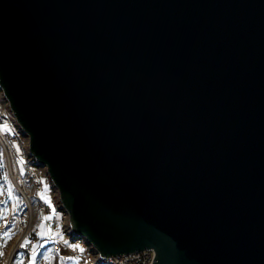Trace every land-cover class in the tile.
<instances>
[{
	"label": "water",
	"instance_id": "95a60500",
	"mask_svg": "<svg viewBox=\"0 0 264 264\" xmlns=\"http://www.w3.org/2000/svg\"><path fill=\"white\" fill-rule=\"evenodd\" d=\"M0 93L99 255L264 264V0H0Z\"/></svg>",
	"mask_w": 264,
	"mask_h": 264
},
{
	"label": "built area",
	"instance_id": "2783aa9c",
	"mask_svg": "<svg viewBox=\"0 0 264 264\" xmlns=\"http://www.w3.org/2000/svg\"><path fill=\"white\" fill-rule=\"evenodd\" d=\"M0 148L3 155V165L8 178L22 197L25 204V214L21 217L14 216L15 236L11 253L3 259L2 264H28L31 256L36 255L39 250L48 247L51 253L43 252L37 256L36 264H73L72 259L77 257L76 264H151L153 261V250L142 249L136 252L121 254L117 256H101L95 249L83 239H76L69 228L67 214L61 207L58 200L57 190L52 186L45 168L37 163L28 149L27 138L23 134L5 100L0 102ZM50 190L53 198L51 205L47 204L43 191ZM37 208V209H35ZM56 212L59 213L58 219ZM38 214L39 220L43 223L45 234L33 247V240L30 235L33 231L31 226L34 215ZM48 217V219H44ZM69 240H78L83 246L81 256L67 244H63L52 232L53 229ZM2 228H0L1 232ZM27 243L24 247L22 244ZM1 241V236H0ZM45 246V247H44ZM10 255V256H9ZM87 256V261L82 257ZM68 258H71L70 260Z\"/></svg>",
	"mask_w": 264,
	"mask_h": 264
},
{
	"label": "rangeland",
	"instance_id": "374dc122",
	"mask_svg": "<svg viewBox=\"0 0 264 264\" xmlns=\"http://www.w3.org/2000/svg\"><path fill=\"white\" fill-rule=\"evenodd\" d=\"M4 100L2 94L0 93V102ZM3 155L0 148V232L1 241H0V264L3 263L2 258H6L13 246L14 236H15V222L10 221L14 216L21 217L25 214V204L22 197L18 194L16 189L13 187L12 183L8 178V174L3 165ZM44 199L47 204L51 205V201L47 195H44ZM37 209V208H35ZM38 223L37 213L34 215V220L31 224L34 227ZM6 234L10 236V239H7L5 243ZM30 239L34 241V236L31 234ZM59 239L62 243L69 245L79 256L83 252V246L78 240H69L62 234H59ZM43 252L51 253V249L46 247L43 248ZM10 256V255H9ZM83 259L87 261V257L84 256ZM77 257H74L72 261L77 262ZM28 264H36V255L29 258Z\"/></svg>",
	"mask_w": 264,
	"mask_h": 264
},
{
	"label": "crops",
	"instance_id": "0c3cea01",
	"mask_svg": "<svg viewBox=\"0 0 264 264\" xmlns=\"http://www.w3.org/2000/svg\"><path fill=\"white\" fill-rule=\"evenodd\" d=\"M43 197H44V195H47L48 197H49V199H50V201H51V203H53V198H52V196H51V194H50V190L48 189V188H45L44 189V191H43ZM37 216H38V214H37ZM58 216H59V213L58 212H56V218L58 219ZM39 222H41L40 220H39V216H38V223ZM37 223V224H38ZM37 224L33 227V229L37 226ZM52 232L54 233V235L56 236V237H58L59 238V234H61L60 232H59V230L58 229H53L52 230ZM64 244V243H63ZM45 247V246H44ZM45 249H46V247H45ZM42 251H43V249H41V250H39V252L36 254V261H37V256L38 255H40L41 253H42ZM34 256V255H33ZM85 255H83V257H84ZM82 257V258H83ZM87 257V256H86ZM88 258V257H87ZM28 262H29V260H28Z\"/></svg>",
	"mask_w": 264,
	"mask_h": 264
},
{
	"label": "trees",
	"instance_id": "16d2710c",
	"mask_svg": "<svg viewBox=\"0 0 264 264\" xmlns=\"http://www.w3.org/2000/svg\"><path fill=\"white\" fill-rule=\"evenodd\" d=\"M41 224L43 225L42 222H39L31 233L34 236L33 247H36L38 242L44 237L45 229L44 225L43 227H39Z\"/></svg>",
	"mask_w": 264,
	"mask_h": 264
},
{
	"label": "snow or ice",
	"instance_id": "6c2138e0",
	"mask_svg": "<svg viewBox=\"0 0 264 264\" xmlns=\"http://www.w3.org/2000/svg\"><path fill=\"white\" fill-rule=\"evenodd\" d=\"M44 219H48V217H45ZM39 227H43V225L41 224ZM10 238L11 237L6 234L5 243L7 242V239H10ZM26 243H27V240H25V243L22 244L21 247H24L26 245ZM0 255H2V253H0ZM61 259H62V264H65V258H61ZM68 259L70 260L71 258H68ZM73 264H76V262L73 261Z\"/></svg>",
	"mask_w": 264,
	"mask_h": 264
},
{
	"label": "bare ground",
	"instance_id": "6f19581e",
	"mask_svg": "<svg viewBox=\"0 0 264 264\" xmlns=\"http://www.w3.org/2000/svg\"><path fill=\"white\" fill-rule=\"evenodd\" d=\"M10 253H11V251H10Z\"/></svg>",
	"mask_w": 264,
	"mask_h": 264
}]
</instances>
